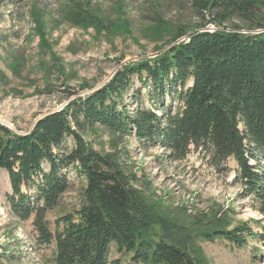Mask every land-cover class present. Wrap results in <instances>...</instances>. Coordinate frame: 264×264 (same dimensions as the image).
<instances>
[{"label":"trees","instance_id":"obj_1","mask_svg":"<svg viewBox=\"0 0 264 264\" xmlns=\"http://www.w3.org/2000/svg\"><path fill=\"white\" fill-rule=\"evenodd\" d=\"M190 6L203 22L190 33L176 26L155 56L122 65L103 86L75 96L26 133L0 123L11 210L19 221L32 220L35 244L53 247V264H121L113 249L129 264H209L199 238L262 253L249 238L264 243V228L259 233L249 221L230 227L220 212L185 223L163 211L121 147L133 137L144 150L162 148L171 162L196 151L219 174L234 159L241 194L264 213V8L259 0H190ZM69 19L105 27L86 3H75ZM70 168L86 181L85 200L51 220L70 187ZM15 259L0 245V264Z\"/></svg>","mask_w":264,"mask_h":264},{"label":"rangeland","instance_id":"obj_2","mask_svg":"<svg viewBox=\"0 0 264 264\" xmlns=\"http://www.w3.org/2000/svg\"><path fill=\"white\" fill-rule=\"evenodd\" d=\"M75 3L88 4L105 27L72 23L69 12ZM259 4L264 8V0ZM158 9L163 18L156 23L152 17ZM202 22L190 0H0V71L6 75L0 81V123L26 133L75 96L103 86L122 65L155 56L173 37L176 26L190 33ZM227 24L230 29L233 22ZM98 135L108 137L104 131ZM121 147L129 153L132 170L155 192L156 204L170 216L189 223L200 215L227 212L230 227L249 221L262 232L264 213L252 197L241 194V185L234 181V159L229 160L230 170L219 174L196 151L183 161L171 162L163 157L162 148L144 150L133 137ZM69 177L70 187L49 214L51 220L74 212L85 200V179L74 168ZM11 192L8 174L0 169V245L13 250L16 258L6 264H53V247L35 244L32 220L19 221L13 214L7 199ZM249 241L260 246V255L251 246L198 239L209 264H264L263 241ZM111 257L129 264V256H120L114 249Z\"/></svg>","mask_w":264,"mask_h":264},{"label":"water","instance_id":"obj_3","mask_svg":"<svg viewBox=\"0 0 264 264\" xmlns=\"http://www.w3.org/2000/svg\"><path fill=\"white\" fill-rule=\"evenodd\" d=\"M38 121V120H37Z\"/></svg>","mask_w":264,"mask_h":264}]
</instances>
